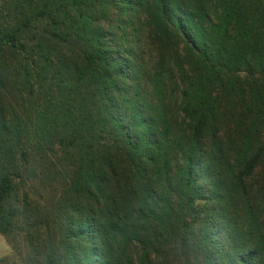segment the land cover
<instances>
[{"label": "trees", "instance_id": "obj_1", "mask_svg": "<svg viewBox=\"0 0 264 264\" xmlns=\"http://www.w3.org/2000/svg\"><path fill=\"white\" fill-rule=\"evenodd\" d=\"M0 234L22 264H264V0H0Z\"/></svg>", "mask_w": 264, "mask_h": 264}, {"label": "rangeland", "instance_id": "obj_2", "mask_svg": "<svg viewBox=\"0 0 264 264\" xmlns=\"http://www.w3.org/2000/svg\"><path fill=\"white\" fill-rule=\"evenodd\" d=\"M14 249L5 236L0 234V264H22V246L20 242H15Z\"/></svg>", "mask_w": 264, "mask_h": 264}]
</instances>
